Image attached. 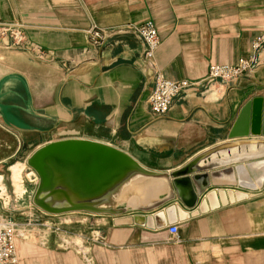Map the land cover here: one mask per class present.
Wrapping results in <instances>:
<instances>
[{"label":"crops","instance_id":"1","mask_svg":"<svg viewBox=\"0 0 264 264\" xmlns=\"http://www.w3.org/2000/svg\"><path fill=\"white\" fill-rule=\"evenodd\" d=\"M147 21L161 41L157 70L169 80L197 81L209 66L249 54L264 33V0H0V23L22 27L28 45L0 42V172L62 140L112 147L159 174L226 142L264 140L247 133L249 117L237 127L245 106L256 98L264 103V47L240 80L204 84L153 116L152 73L131 31ZM92 30L103 35L98 45ZM233 129L246 136L230 140ZM82 155L92 159L77 181L64 171L62 192L91 208L67 216L87 236L63 237L61 247L51 238L18 237L19 264H264V160L241 165L234 186L207 181L201 192L192 183L196 203L187 208L170 181L128 182L118 190L113 160L90 168L101 152ZM171 220L176 235L168 232Z\"/></svg>","mask_w":264,"mask_h":264},{"label":"water","instance_id":"2","mask_svg":"<svg viewBox=\"0 0 264 264\" xmlns=\"http://www.w3.org/2000/svg\"><path fill=\"white\" fill-rule=\"evenodd\" d=\"M248 117L250 126L247 133L250 137L254 138L261 135L264 137V103L260 98L253 99L250 104L241 110L237 127L244 125ZM244 135L246 136V134H236V129H233L230 133V140ZM253 146H264V140H238L214 146L167 174L150 172L119 150L85 140H62L44 145L31 154L26 164L39 178L34 203L51 215L82 212L91 209L89 206L71 202V199L68 198V191L62 192V177L64 171L72 172L70 178L77 181L78 169L86 165L84 163L86 160L92 159L82 154L83 152L92 151L101 152L102 155L98 157L100 162L88 163L87 166H90V168H97L100 164H105V159L107 161L110 159L111 162L114 161L118 190L123 191L125 184L128 182L141 183L143 181L152 182L157 181V179H165L170 181L181 202L187 208H192L196 203V194L191 191L192 183L199 186L201 192L209 184L213 186H234L236 185V178L233 179V175L236 174L239 179L243 173V164L264 160V152L253 154L248 151ZM103 153H106V155H103ZM68 177L67 173L65 179ZM73 191V193H76L75 189ZM170 191L172 194V190ZM171 194L169 199L172 198L173 194ZM173 221H169L170 225L174 223Z\"/></svg>","mask_w":264,"mask_h":264},{"label":"built area","instance_id":"3","mask_svg":"<svg viewBox=\"0 0 264 264\" xmlns=\"http://www.w3.org/2000/svg\"><path fill=\"white\" fill-rule=\"evenodd\" d=\"M131 31L140 39L144 54L143 60L152 73V90L148 97L147 104L149 112L153 116H164L172 107L174 101L188 91L204 86L211 82L228 84L240 80L246 76L256 64L258 54L264 47V33L253 40L250 52L246 57L239 58L233 64L211 65L208 67L204 79L197 81L166 79L156 68L154 57L160 46V38L156 26L152 21L144 22L135 26ZM90 41L94 45L101 43L103 35L95 31L88 32ZM6 41L15 48L24 49L26 44L22 27L16 24L0 23V42ZM1 190V189H0ZM1 195V191H0ZM264 224V213L262 215ZM171 235L177 234V226L171 225L168 228ZM22 235H16L14 224L0 222V264H19L16 253L15 241Z\"/></svg>","mask_w":264,"mask_h":264},{"label":"rangeland","instance_id":"4","mask_svg":"<svg viewBox=\"0 0 264 264\" xmlns=\"http://www.w3.org/2000/svg\"><path fill=\"white\" fill-rule=\"evenodd\" d=\"M33 148L31 146L29 151ZM23 150H26L25 146ZM27 159L18 156L0 172V222L14 224L16 235H22V238L40 242L44 238H51L59 247L63 237L81 234L86 237V232L76 221L68 220L70 213L51 215L34 203L39 178L27 166Z\"/></svg>","mask_w":264,"mask_h":264}]
</instances>
